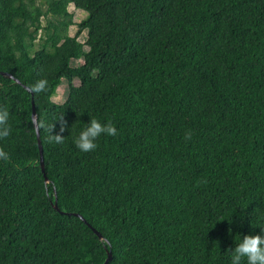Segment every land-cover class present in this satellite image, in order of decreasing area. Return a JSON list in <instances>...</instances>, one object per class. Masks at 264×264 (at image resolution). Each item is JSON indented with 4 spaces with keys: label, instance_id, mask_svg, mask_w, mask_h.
<instances>
[{
    "label": "trees",
    "instance_id": "trees-1",
    "mask_svg": "<svg viewBox=\"0 0 264 264\" xmlns=\"http://www.w3.org/2000/svg\"><path fill=\"white\" fill-rule=\"evenodd\" d=\"M0 73V264H231L264 232V0H0ZM91 117L118 131L83 153Z\"/></svg>",
    "mask_w": 264,
    "mask_h": 264
},
{
    "label": "clouds",
    "instance_id": "clouds-1",
    "mask_svg": "<svg viewBox=\"0 0 264 264\" xmlns=\"http://www.w3.org/2000/svg\"><path fill=\"white\" fill-rule=\"evenodd\" d=\"M46 87V81L40 80L35 85V91L40 92ZM8 112L0 110V138L7 137L9 129L7 127ZM59 133L50 137L56 143H62L64 140L63 133L67 130V123L61 118ZM73 128V126H72ZM71 128V129H72ZM117 128L111 122L102 123L100 120L92 118L85 124L83 129L79 131L74 138L75 147L83 153L92 152L97 148V140L103 136H115ZM0 160L7 161L8 154L0 151ZM231 264H242V260L246 258V264H264V232L256 235L243 236L238 243L235 244L234 250H229Z\"/></svg>",
    "mask_w": 264,
    "mask_h": 264
},
{
    "label": "rangeland",
    "instance_id": "rangeland-1",
    "mask_svg": "<svg viewBox=\"0 0 264 264\" xmlns=\"http://www.w3.org/2000/svg\"><path fill=\"white\" fill-rule=\"evenodd\" d=\"M69 13L71 15H73V21H74V25L71 26L69 28V31H68V35L70 37H74L78 31V27L77 25L79 23H81L86 17H87V13L81 9H78L75 5L71 4L69 6ZM46 18L43 19V24L46 26ZM40 33L42 34V37L44 35V32L40 31ZM39 33V35H40ZM86 39H87V33L85 32L80 38H79V41L81 43H85L86 42ZM39 43V42H37ZM89 48L86 47V50H88ZM82 63V61H78V62H75L74 65H80ZM74 84L76 86L79 85V81L75 80L74 81ZM69 93V85L66 81H64V83L58 87L57 91H56V95L53 97V101L55 103H58V104H62L65 102L66 98H67V95Z\"/></svg>",
    "mask_w": 264,
    "mask_h": 264
},
{
    "label": "water",
    "instance_id": "water-1",
    "mask_svg": "<svg viewBox=\"0 0 264 264\" xmlns=\"http://www.w3.org/2000/svg\"><path fill=\"white\" fill-rule=\"evenodd\" d=\"M0 74H2V75H4V76H7L8 78L14 80L16 83H19V84H20V82H19L18 80H16L12 75H8V74H6V73H0ZM28 90H30V89L28 88ZM33 120H34V124H35V127H36V129H37V133H38L39 145H40V150H41V163H42V169H43V171L45 172V166H44V152H43V146H42V142H41L40 134H39V129H38V123H37V112H36L35 105H34V112H33ZM45 179H46V185H49V184H50V181H49V179L47 178L46 174H45ZM54 190H56V189H54ZM55 195H56V192H55ZM54 208H55L56 211H58V212H60V213H62V214H67V213H63V212L60 211L59 206H58V201H57V199H56V201H55V203H54ZM71 215L76 216V217H79V218H81L82 220H84L86 223H88V222L86 221V219H85L82 215H79V214H71ZM95 233H96V232H95ZM96 234H97V235H98L103 241L105 240V239L103 238V236H102L99 232H97ZM108 256H109V257H108V259H107V261H106L105 264H109V263L112 261V259H113L112 251L108 252Z\"/></svg>",
    "mask_w": 264,
    "mask_h": 264
},
{
    "label": "bare ground",
    "instance_id": "bare-ground-1",
    "mask_svg": "<svg viewBox=\"0 0 264 264\" xmlns=\"http://www.w3.org/2000/svg\"><path fill=\"white\" fill-rule=\"evenodd\" d=\"M43 27H45V25L43 24V21H42V28ZM40 31L42 32L43 31V29H41V30H39V33H40ZM42 38V34L40 33V35H38V39H37V42H39V40ZM27 90H28V88H26ZM28 91H31V90H28ZM34 112V111H33ZM35 125V124H34ZM37 135H38V133H37ZM38 143H39V139H38ZM39 147H40V145H39ZM44 152V151H43ZM40 153H41V150H40ZM44 166H45V164H44ZM41 167H42V163H41ZM42 171H43V169H42ZM43 173H45L44 171H43Z\"/></svg>",
    "mask_w": 264,
    "mask_h": 264
}]
</instances>
